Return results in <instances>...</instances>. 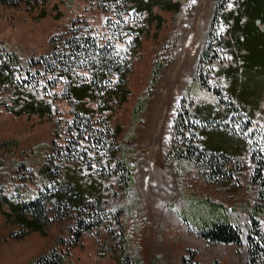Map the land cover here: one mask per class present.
Segmentation results:
<instances>
[{"label": "rangeland", "instance_id": "obj_1", "mask_svg": "<svg viewBox=\"0 0 264 264\" xmlns=\"http://www.w3.org/2000/svg\"><path fill=\"white\" fill-rule=\"evenodd\" d=\"M176 1L179 8L174 12L152 9L154 15L162 18L160 28L155 22H146V12H135L132 2L23 0L14 7L0 4V66L5 52L15 54L20 61L13 70L11 85H0V264H30L54 246L68 252L66 264H118L121 250L112 244L118 239H111L102 226L83 232L75 245H70L78 231L75 221L87 218L89 208L87 204L78 211L54 204L51 199L53 192L47 189L49 180L43 170L51 167L61 181L58 170L64 166L67 176L79 171L74 175L83 180L91 200L95 197L92 191H98V196L108 202L107 210L123 211L121 223L128 239L127 250L135 264H183L184 258V264H246V225L256 192L249 183L253 169L249 153L252 147L264 149L263 41L257 39L260 44L255 43L247 35V42L238 43L234 51L243 48L248 57L228 69V61L234 55L221 46L230 43V30L219 20L214 36H209L215 0ZM101 2L106 9L99 7ZM118 15L128 20V26L140 28L145 24L139 47L132 48L131 72L127 77L131 95L113 112L96 114L88 124L92 136L88 142L67 131L80 104L69 100L66 81L49 87L46 95L34 87L25 88L24 81L31 82L32 78L38 84L44 82L35 73L41 68H29L28 63L31 58L45 56L50 50V38L67 31L70 25L105 38L106 20L114 23ZM250 23L246 33L252 37L257 30L253 21ZM209 44L211 53L218 58L205 66L209 68L208 86L203 87L196 79L202 67L200 57ZM118 45L123 48L119 42ZM157 64L161 73L151 86L152 68ZM46 77L50 79L49 75ZM213 88L218 89L220 99ZM23 92L50 103L49 115L17 116L25 99L20 95ZM184 96L194 101V112L201 123L231 117L220 129H202L200 141L205 150L241 157L242 173L237 187L207 184L192 167L178 177L166 159L173 144V122ZM140 99L143 105L134 119V107ZM14 100L18 101L17 106ZM88 107L96 108L97 103L90 102ZM248 121L251 127L243 132L241 123ZM115 127L120 129L119 135H115ZM110 143L115 147L123 145L122 152L116 151V158L132 175L137 201L132 211L128 208L129 196L121 190L113 173ZM180 187L189 199L211 200L225 207L232 222L240 227L242 243L209 244L191 233L178 214L188 203ZM35 197L45 204L46 221L40 231L32 232L20 224L7 203L33 201ZM25 213L31 220L29 211ZM114 236L119 237L116 233Z\"/></svg>", "mask_w": 264, "mask_h": 264}, {"label": "trees", "instance_id": "obj_2", "mask_svg": "<svg viewBox=\"0 0 264 264\" xmlns=\"http://www.w3.org/2000/svg\"><path fill=\"white\" fill-rule=\"evenodd\" d=\"M113 3H130L135 6L134 11L143 15L147 13V21L155 22L159 26L162 18L153 14L154 7L165 11L174 12L178 10L179 5L176 0H111ZM231 0H215L214 15L210 21L209 36H214L220 20V14L224 11ZM23 0H0V4L14 7ZM100 8L106 9L104 3L98 4ZM123 13L127 14L126 11ZM114 23L106 20L104 28L106 29L105 38L100 39L95 35L83 32L81 29L68 27L65 32H60L50 38V50L45 56H40L38 60L30 59L28 67L39 66L41 70H35L37 75L42 76L43 83L32 78V81H24L25 88L34 87L41 90L45 95L49 87H53L60 80L66 81L68 87L67 94L69 100L77 101L76 115L67 126V131L79 138L91 141L92 136L88 124L95 118L96 114H102L105 111L113 112L114 107H119L125 103L131 92L128 90L127 77L130 74L132 66V48L140 45L139 38L145 32V24L135 27L133 24L128 26V20L122 15H118ZM125 37L130 36V41H126ZM216 37L214 41H216ZM123 45V48L118 45ZM211 44H209L200 57L201 70L197 75L196 83H200L203 87L208 86L206 83L209 74V68H205L208 63L217 60L218 56L211 53ZM4 62L0 66V75L3 85H11L13 70L18 67L20 61L13 53L5 52L3 56ZM6 61V64H5ZM203 70H206L203 75ZM161 73L159 64L152 68L151 86L157 82ZM50 76V79L46 77ZM203 77V81L201 78ZM7 82V83H6ZM148 88L147 91H149ZM213 93L219 99V91L213 88ZM25 99L22 101L18 111V115L26 114L31 116L37 114L39 117L49 115L51 111L50 103H44L28 93H21ZM16 106L18 101H12ZM21 102V101H20ZM97 103L96 108L88 107V103ZM143 100L140 99L134 107V119L138 118L137 112L142 108ZM10 112L12 110L5 105ZM75 108V107H74ZM13 113V112H12ZM16 115V114H15ZM231 119L230 116L225 117L221 121L212 120L201 123L196 118L194 112V101L187 96L182 97L177 109V116L173 122V144L167 153L166 159L172 165L173 171L179 177L192 167L197 170L203 182L216 186H233L237 187L238 179L242 173L240 156H233L227 153H220L205 150L201 145L200 133L202 129L213 127L220 129ZM223 124V125H222ZM243 132L250 129V122L242 124ZM88 127V128H87ZM90 129V130H89ZM115 135L120 134V129L115 127ZM91 136V137H90ZM243 136L240 135V138ZM252 134L248 136L251 139ZM123 151V145L110 143L108 146L109 156L114 164L113 173L115 174L117 184L124 193L129 196L128 208L132 211L136 205V196L134 193L131 172L127 166L116 158V151ZM250 158L253 162L252 173L249 177V183L256 190L255 199L249 209V219L247 222V235L245 237L247 245L246 264H264V149L252 147ZM43 172L48 176L49 187L53 195L51 199L54 204L66 205L74 210H83L88 204V212L86 217H79L75 221L77 233L70 245H75L83 232H90L96 226H102L111 239H118L117 243L113 241V247L121 250L118 257V264H135L130 259V252L127 250L128 239L126 238L121 223L123 211L120 209L107 210L108 202L98 196V191H92L93 200L89 197V192L83 184V180L73 173L67 176V167L58 170L57 175L51 167L44 168ZM69 172V171H68ZM63 178H61L62 174ZM101 189L100 187H97ZM65 189V191L63 190ZM101 192L103 189L100 190ZM180 193L185 198L186 194ZM188 199V203L184 204L179 211L183 224L189 228V231L196 234L209 244H235L242 243L241 230L236 223L232 222L225 207L218 205L211 200ZM1 202L4 201L1 199ZM11 213L15 214L20 224L25 225L32 232L40 231V226L46 221L45 204L35 197L33 201L21 200L20 202L7 203ZM29 211L31 220L25 217V212ZM119 237L116 238L114 234ZM119 244V245H118ZM67 251H63L54 246L47 254L32 260L30 264H66L68 256ZM185 258L183 259L184 264Z\"/></svg>", "mask_w": 264, "mask_h": 264}, {"label": "crops", "instance_id": "obj_3", "mask_svg": "<svg viewBox=\"0 0 264 264\" xmlns=\"http://www.w3.org/2000/svg\"><path fill=\"white\" fill-rule=\"evenodd\" d=\"M220 16V22L225 24L226 28L230 30L228 38L231 43L230 45V43L227 42L228 45L225 43V47L224 45L221 47L234 55L232 60L228 61V69H231L235 62L236 64H242V58L248 57V54L243 51V48L241 51H237L236 53L234 51L235 46L238 45V43L245 44L247 42V35L251 41L254 38L253 40H255V43L258 42V44H260L258 40L263 41L261 45V52L264 54V0H241L239 2L231 1ZM256 19H260V21L256 22ZM252 21L257 32H253L254 36L251 37V33L247 34L246 29L250 26V22ZM237 59L240 60V62H237ZM2 84L0 83L1 86Z\"/></svg>", "mask_w": 264, "mask_h": 264}, {"label": "bare ground", "instance_id": "obj_4", "mask_svg": "<svg viewBox=\"0 0 264 264\" xmlns=\"http://www.w3.org/2000/svg\"><path fill=\"white\" fill-rule=\"evenodd\" d=\"M162 172V171H161ZM167 176V175H166Z\"/></svg>", "mask_w": 264, "mask_h": 264}]
</instances>
